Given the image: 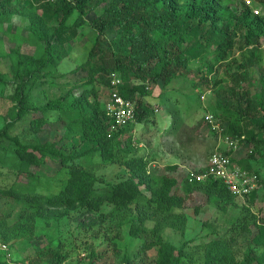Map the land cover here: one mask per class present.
<instances>
[{
	"label": "trees",
	"instance_id": "1",
	"mask_svg": "<svg viewBox=\"0 0 264 264\" xmlns=\"http://www.w3.org/2000/svg\"><path fill=\"white\" fill-rule=\"evenodd\" d=\"M12 1L0 0V21L4 19L1 17L3 10H10V14H13V17H6L7 19L15 16H19L17 17L19 20L28 18L29 30L43 44L40 49L38 48L37 55L11 51L14 60L12 71L16 83L14 93L11 95L14 104L10 110L11 120L0 128V148L4 141L8 142V148L14 155L10 168L16 178L25 175L30 180L36 176L31 168L43 164L47 156L58 161L67 170L68 178L59 192L50 195L36 193L28 182L29 185L26 187L18 182L19 179H15L6 188H0V197L7 199V203L12 202L10 206L12 213L6 211L0 217V239L2 238L3 242L18 238L31 239L38 219H44L47 227L52 220L58 222L67 213L66 210L69 211L71 208H81L80 214L89 217L100 212V207L106 203L113 204V210L128 209L131 204L140 205L143 197L141 186L153 195L145 199L148 207H153L152 202H156L154 208L163 214L159 222L173 224L171 220L177 216L173 215L172 210L182 206V198L171 194L172 188L178 183L177 179L165 174L151 175L143 156L128 157L124 151L116 157L115 153L120 150L119 137L132 123L110 135L109 118L105 109H100L97 99L90 104L86 102L90 92L96 95L93 89H85L82 95L75 98L73 106H78L82 113L78 119L65 125L66 133L59 139L33 142L23 140L19 134L10 133L15 123L37 113L41 115L31 117L27 129L35 135L40 132L47 133L51 128L49 122H53L49 119L48 113L64 110L66 95L50 99L43 105H36L28 97V91L30 92L34 81L46 75L45 70L48 67L60 60L54 38L64 34L65 23L74 10H78L81 15L86 14L91 0H73V4L68 0H57L50 7L52 10L54 8L58 23L49 26L44 22V16L37 14L34 7L41 0H31L28 6L15 5L11 10ZM111 1L109 7L94 19L98 32L81 68L90 64L89 82H92L96 75L106 74V80L102 75L105 87L110 85L107 74L114 72L119 75L123 80V84L118 87L119 94L134 102L136 123L147 120L150 113L137 97L138 92L145 96L148 94L145 89L147 85H142L144 87L140 89L137 85L130 84V79L137 78L143 83L164 81L166 84L172 79L185 76L182 71L187 68L188 62L197 56L202 61L212 63L210 65L213 66L218 59L225 60L229 51L238 43L237 49L241 51L243 59L240 63L233 59L235 70L231 71L233 66L227 64L222 69L221 76L212 81L216 98L213 113L224 121L223 130L226 136L243 135L245 137L243 142L252 144L251 155L237 162L247 168L250 163L248 172L258 175L260 187L264 175L259 169L251 166L249 157L258 152L259 148H264V96L260 95L259 98L253 96L252 89L247 88L245 84L251 81L248 68L264 65V58L258 53L259 40L264 39V19L254 15L248 7L235 12L222 0ZM111 29H115L114 32L118 34L113 41H109L103 35L104 31ZM213 44L215 54L208 59L210 54L201 53L203 48L200 50L198 47L204 45L203 47L207 49ZM197 71L201 73V68ZM259 79L264 84L263 69ZM207 81L201 80L202 83ZM253 121H256L254 125ZM173 126L174 123L171 127ZM77 132L79 138L74 139ZM68 136L72 139L70 143L66 141ZM231 152L233 151H227L225 154L231 155ZM96 153L105 162H120L129 173L126 178L108 184L104 192L95 191L97 182L101 180L95 172L77 161ZM231 160L236 162L234 156H231ZM183 183L187 194L192 190L203 191L207 202H215L219 208L235 202L237 198L218 179L203 182L185 180ZM258 190L259 188L249 193L245 199L249 202L256 200L260 194ZM11 214H14L15 219L8 223ZM100 215L91 218L89 226L99 221ZM144 218L142 215H136L130 220L129 235L133 238L140 239L142 232H146L147 228L141 224ZM251 224L257 228V235L252 239L256 244L264 245V225H257L255 222ZM251 224H242L241 230L251 231ZM159 230L160 223H156L150 229V239L142 243V251L156 247V257L152 264H181L182 246L177 247L164 241L157 234ZM60 248L61 242L58 241L56 250H49L52 252L47 258L50 264H60L63 261ZM230 248L225 241H211L205 251L204 264H251L257 257L253 249H248L244 258L238 261ZM5 253L6 251L0 250V264L5 263L1 260ZM260 260L263 258L260 257ZM33 261L35 264L38 263L37 259ZM121 263L138 264L135 258L128 254H123Z\"/></svg>",
	"mask_w": 264,
	"mask_h": 264
},
{
	"label": "rangeland",
	"instance_id": "2",
	"mask_svg": "<svg viewBox=\"0 0 264 264\" xmlns=\"http://www.w3.org/2000/svg\"><path fill=\"white\" fill-rule=\"evenodd\" d=\"M30 1L13 0L11 10L15 5L28 6ZM46 1L41 0L33 6L37 14L44 16V22L49 26L58 23L54 8L52 10L50 7L57 0ZM68 1L70 4L74 3L73 0ZM222 1L228 3L235 12L242 10L240 3L242 0ZM111 2V0H91L85 15L74 10L65 23L64 34L54 38L60 60L48 67L45 70L46 75L34 81L30 92L28 91V97L36 105H43L50 99L66 95L64 110L48 113L49 119L53 121L49 122L51 124L49 131L36 135L28 131L30 118L41 115L37 113L15 123L10 129L11 134H19L23 140L33 142L59 139L66 133L65 125L81 115L79 107L73 106V103L85 89L91 88L96 93L94 95L90 92L86 102L90 104L97 99L100 109H105L107 95L112 89L110 85L109 87L103 85L106 74L96 75L92 82H89L90 64L85 68H81V64L85 63L98 32L94 19L100 16ZM258 3V16L264 19V0ZM10 13V10H3L1 17L4 19L0 21V128L11 120L10 110L14 104L11 95L14 93L16 83L12 71L14 60L11 51L37 55L38 48L40 49L43 44L29 30L28 18L19 20L17 18L19 16H15L10 20L6 18L13 17ZM114 31L115 29L106 30L103 35L109 41H113L118 37ZM259 45L258 53L264 58V39L259 40ZM203 46L200 45L198 49L203 48L201 52L203 54L209 53L208 59L215 54L214 44L209 45L207 49ZM237 47L238 43L229 51L225 60L218 59L213 66L210 65L212 63L202 61L197 56L190 60L187 68L182 71L185 76L172 79L166 84L164 81L143 83L137 78L130 79V84L137 85L140 89L144 87L142 85H147L145 89L148 94L145 96L138 92L137 97L146 105L150 113L147 120L142 123H132L119 137L120 150L115 154L119 157L121 152L125 151L128 157L143 156L151 175L165 174L177 179L178 183L172 188L171 194L182 198V206L173 208L172 213L177 216L176 219L171 220L173 224L159 222L163 214L154 208L156 202H152L153 207H148L145 199L153 195L141 186L143 197L140 205L131 204L128 209L113 210V204L106 203L100 207V212L89 217L80 214L81 208H71L69 211L66 210L67 213L58 222L52 220L47 227L44 219H38L31 239L18 238L3 242L1 238L0 250L6 251L5 255L1 256V260L5 261L2 264H35L34 259L38 260L37 264H50L47 258L52 252L49 250H56L58 241L61 242L59 252L63 256L60 264H122L123 254L131 255L138 264H152L156 257V247L143 252L141 246L144 241L148 242L150 239L149 231L156 223H160L157 234L164 241L177 247L182 246L181 264H204L205 251L213 240L228 243L238 261L244 258L248 249H253L257 257L251 264H264V245L256 244L253 240L257 235V228L251 224L255 222L257 225H264V179L260 183L258 190L260 194L257 195L256 200L249 202L243 197H237L235 202L225 204L223 208H219L215 202L208 203L203 191L192 190L187 194L183 183L187 180V172L204 165L213 152L224 153L230 150L227 144V137L230 136L224 134V121L213 113L216 98L212 81L221 76V71L227 64L233 66L231 71L235 70L233 59H236L237 63L243 59ZM199 68L201 73L197 71ZM262 69L264 71V65L250 66L248 71L251 81L245 84L247 88L252 89L253 96L257 98L260 95L264 96V84L259 79ZM102 75L105 80L102 79ZM107 75L110 79V74ZM205 79L208 81L202 83L201 80L204 82ZM206 115L212 116L211 123L206 120ZM255 122L253 121L252 125ZM173 123L174 126L171 127ZM234 137L231 136V139ZM73 138L78 139L79 133L77 132ZM71 140L69 136L66 139L67 143ZM8 147V142L4 141L0 148V188H6L15 179H19L18 182L26 187L30 184L36 193L43 195L54 194L62 189L68 175L67 170L58 161L47 156L43 164L31 168L36 176L31 177L30 180L25 175L16 178L10 168L14 155ZM251 149L252 144L244 142L240 144L239 151L232 153V157L234 156L236 162L240 161L251 155ZM77 161L84 163L101 179L96 184V192H104L108 184L129 175L120 162H105L97 153ZM249 162L254 169H259L264 175V148H259L258 152L253 153V156L249 157ZM237 164L242 169L250 171V163L249 168L242 167L240 162ZM11 205V201L7 203V199L0 197V217L6 211L12 213ZM99 215L101 219L89 226L91 218ZM136 215L145 217L141 224L147 228L146 232H142L140 239L129 235L130 220ZM14 219V214H11L7 221L9 223ZM246 223L251 224V231L241 230V225ZM3 245L7 249L3 250ZM260 257L263 260H260Z\"/></svg>",
	"mask_w": 264,
	"mask_h": 264
},
{
	"label": "built area",
	"instance_id": "3",
	"mask_svg": "<svg viewBox=\"0 0 264 264\" xmlns=\"http://www.w3.org/2000/svg\"><path fill=\"white\" fill-rule=\"evenodd\" d=\"M250 4L251 0H245ZM110 86L112 89L108 93V100L105 103L106 115L109 118V134L136 120L135 104L132 100L124 98L119 94L118 87L123 84L122 79L116 73H110ZM206 120L211 123L212 116L206 115ZM234 137V136H233ZM237 138V139H234ZM231 139L227 137L228 148L232 150L230 154L213 152L206 163L187 172V180L190 182H203L209 179L221 180L227 189L236 197L245 198L249 193L259 188V178L256 173H250L242 169L237 163L232 162V153L239 151L240 144H243L245 137L235 136ZM229 150V151H230ZM7 249L3 245V250Z\"/></svg>",
	"mask_w": 264,
	"mask_h": 264
},
{
	"label": "clouds",
	"instance_id": "4",
	"mask_svg": "<svg viewBox=\"0 0 264 264\" xmlns=\"http://www.w3.org/2000/svg\"><path fill=\"white\" fill-rule=\"evenodd\" d=\"M258 5H259V3H258L256 0H251V3H250V4L245 3V0H242V1H241L242 9L248 7V8H250L251 12H252L254 15H258V13H259ZM104 107H105V105H104ZM105 111H106V110H105ZM134 122H135V121H134ZM134 122H133V123H134Z\"/></svg>",
	"mask_w": 264,
	"mask_h": 264
}]
</instances>
